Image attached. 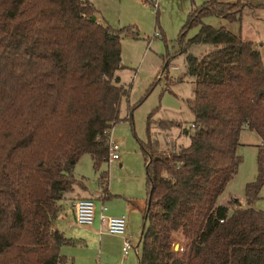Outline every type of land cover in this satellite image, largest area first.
I'll use <instances>...</instances> for the list:
<instances>
[{"label":"trees","instance_id":"trees-1","mask_svg":"<svg viewBox=\"0 0 264 264\" xmlns=\"http://www.w3.org/2000/svg\"><path fill=\"white\" fill-rule=\"evenodd\" d=\"M241 11L240 0H206L181 28L179 53L193 43L214 48L186 56L194 78L189 144L161 150L152 124L167 130L180 123L147 118L138 264H264V211L252 206L264 184V63L252 41L202 22L207 14L234 21ZM99 13L92 0H0V264L66 261L61 248L75 241L54 222L66 193L85 188L74 174L83 154L108 193L101 166L127 94L114 80L128 28L101 23ZM194 26L197 33L184 40ZM244 126L261 140L257 177L245 185L246 207L236 199L219 205L242 161Z\"/></svg>","mask_w":264,"mask_h":264},{"label":"rangeland","instance_id":"rangeland-1","mask_svg":"<svg viewBox=\"0 0 264 264\" xmlns=\"http://www.w3.org/2000/svg\"><path fill=\"white\" fill-rule=\"evenodd\" d=\"M156 2L154 7L152 2ZM206 0H93L100 12L98 20L109 24L114 29H125L121 34L122 68L116 72L115 84L127 88V94L120 102L121 120L113 127L112 138L119 145V155L127 159V170L122 171L127 177H116L112 171L113 184L127 192L135 191V186L144 187V166L140 152V143L146 142V123L148 116L153 121L159 119L178 120L179 125L167 130L151 126V135L161 147H166L169 136L173 145H188L190 142V123L193 115L187 107L186 100L194 95L193 76L186 70V56H199L214 48L213 44L193 43L187 53H179L181 47L180 31L186 23L192 8L199 7ZM233 3L238 0H221ZM242 11L236 20H228L215 14H207L202 22L214 28L225 27L231 33L240 34L250 40L260 50L264 63V0H240ZM199 26L186 30L183 36L188 40L194 36ZM162 34L166 41L162 39ZM158 78L154 83V79ZM240 145L237 154L242 158L236 175L228 182L218 202L228 204L231 199L237 200V206L247 205L245 185L257 177V146L259 137L248 128L240 134ZM168 146L170 143H167ZM160 147V148H161ZM117 160L102 164L101 171L114 169ZM74 174L83 179L87 190L97 186L98 173L93 170L89 154H83L75 164ZM123 175V174H122ZM76 193H84L76 187ZM68 195V194H66ZM80 198V197H79ZM77 197L63 201L59 216L70 219L73 214V203ZM254 204V206H253ZM252 206L264 211V184L259 191V198ZM58 216V217H59ZM72 230H77L72 228ZM141 230V228H140ZM140 230L133 233V242H138ZM176 250L179 249V243ZM141 251L139 245V253ZM139 255V254H138ZM137 255L129 257L137 264Z\"/></svg>","mask_w":264,"mask_h":264},{"label":"crops","instance_id":"crops-1","mask_svg":"<svg viewBox=\"0 0 264 264\" xmlns=\"http://www.w3.org/2000/svg\"><path fill=\"white\" fill-rule=\"evenodd\" d=\"M246 128L247 126H244L243 129ZM239 141H240V137H239ZM167 143H170V145L168 146ZM172 143H173L172 139L169 136H167L166 145H165L166 147L160 146L161 147L160 149L169 150L173 146ZM260 143L261 140L259 144ZM127 169H129L127 165V159L125 157L121 158V155H119V159H117L116 164L114 165V169L108 172L107 195L102 192L98 180H97V186L95 188L91 190H87L88 188L85 182H83V179L81 180L82 183L85 185V188H81L79 186L76 187L83 190L84 193H79V192L76 193L75 190L76 187L72 192L66 193L68 194L65 195L66 198L91 197L95 203V220L92 225L83 228L77 227L73 224L74 214L70 219L59 216L55 220L54 227L64 232L66 236L70 237L75 241L74 245H66L61 248V254L66 257V261L61 264H134L133 259L129 257L131 254L135 253L134 251L131 250L126 255H123L122 253V243H123L122 237L108 234L106 232L99 233V230L101 228L99 216L103 212L102 207L105 206L106 209L104 210L103 213H105L106 215L109 216L125 215L127 234L131 236L133 235V233L138 232L141 228L140 230V236H141V231L143 227V210L145 208V203H146L145 169H144V179H143L144 187L141 189V183L139 178L136 180V178L133 177L134 181H137L140 184L138 185V187L135 186L136 190L133 192L132 191L127 192L125 190H121L120 186H118L117 184L115 185L113 184L114 175H116L118 179H120L121 177L123 178L127 177L122 172ZM113 170L115 172L114 175H112ZM218 204L228 205L227 203L224 204L222 202H218ZM233 209H234L233 206L229 207V211H232ZM76 227L77 230L73 231L72 228H76ZM135 255L137 254L135 253ZM136 257H137L136 261L138 264V255Z\"/></svg>","mask_w":264,"mask_h":264},{"label":"built area","instance_id":"built-area-1","mask_svg":"<svg viewBox=\"0 0 264 264\" xmlns=\"http://www.w3.org/2000/svg\"><path fill=\"white\" fill-rule=\"evenodd\" d=\"M152 2V1H151ZM154 7H157L156 2H152ZM194 127V124H191ZM109 155L107 162H112L119 159V145L117 141L112 138V130L107 133ZM106 209L102 207V211ZM73 224L77 227H88L93 224L95 220V203L91 197H80L73 203ZM101 213L99 216L101 228L99 233L106 232L108 234L120 236L123 238L122 253L126 255L129 251H134L139 254V241L134 243L131 236L126 233V217L125 215L109 216L105 213ZM222 221V220H220Z\"/></svg>","mask_w":264,"mask_h":264},{"label":"water","instance_id":"water-1","mask_svg":"<svg viewBox=\"0 0 264 264\" xmlns=\"http://www.w3.org/2000/svg\"><path fill=\"white\" fill-rule=\"evenodd\" d=\"M95 19H96V17H95V16L91 17V20H93V21H94ZM139 242H140V239H139ZM177 247H178V244H175V245H174V249L176 250V248H177Z\"/></svg>","mask_w":264,"mask_h":264}]
</instances>
